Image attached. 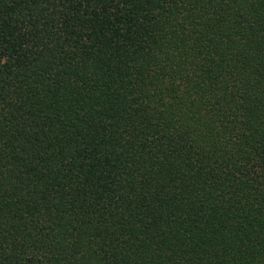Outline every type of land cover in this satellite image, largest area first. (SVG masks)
<instances>
[{"label":"trees","instance_id":"16d2710c","mask_svg":"<svg viewBox=\"0 0 264 264\" xmlns=\"http://www.w3.org/2000/svg\"><path fill=\"white\" fill-rule=\"evenodd\" d=\"M0 264H264V0H0Z\"/></svg>","mask_w":264,"mask_h":264}]
</instances>
